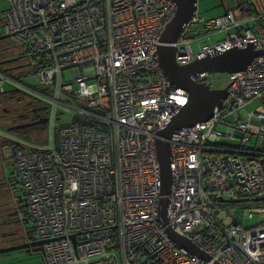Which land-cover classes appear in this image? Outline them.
<instances>
[{
  "label": "built area",
  "instance_id": "obj_1",
  "mask_svg": "<svg viewBox=\"0 0 264 264\" xmlns=\"http://www.w3.org/2000/svg\"><path fill=\"white\" fill-rule=\"evenodd\" d=\"M175 14L171 0H9L2 11L1 29L27 49L39 85L0 73V92L22 88L49 109L43 142L8 135L45 264H264V146H249L264 134V55L231 76L212 118L174 132L172 186L162 193L157 133L189 102L159 59ZM201 21L205 29L234 23L232 14ZM255 23L256 35L233 43L264 49V19ZM181 51L179 61L189 62L186 41ZM219 125L241 144L223 143ZM239 199L250 200L230 201ZM227 206L260 214V223L222 224L213 210ZM169 231L209 260L179 247Z\"/></svg>",
  "mask_w": 264,
  "mask_h": 264
},
{
  "label": "water",
  "instance_id": "obj_2",
  "mask_svg": "<svg viewBox=\"0 0 264 264\" xmlns=\"http://www.w3.org/2000/svg\"><path fill=\"white\" fill-rule=\"evenodd\" d=\"M179 10L176 18L168 27L162 38V44L159 46L160 63L168 76L170 82L176 86L183 88L189 93L188 104L180 109L179 113L157 133L156 144L159 161L162 172V193L168 195L172 186L171 172V144L170 140L175 131L193 127L196 124L206 122L212 118L217 110L222 107L223 101L227 98L226 89L211 90L210 87L198 84L193 81L192 76L200 73H234L244 70L251 61L261 55L262 51H255L253 47L245 50L232 49L225 51L213 57H206L202 60H196L188 66H179L176 63V48L173 44L177 41L184 25L188 23L196 10L197 0H175ZM11 38L10 35L0 37V41ZM48 120V119H47ZM45 119H40L36 122L26 123L19 126L9 128V131L22 130L29 127L46 124ZM250 199L230 200L233 203L247 202ZM260 200V199H258ZM168 200L165 198L162 215L166 213V204ZM169 236L181 248H186L192 253L209 260V257L195 247L191 241L180 237L169 231ZM42 242L32 243L30 245L13 246L8 248H0V255H5L18 251L27 247L41 245ZM42 249H36L35 252L42 256Z\"/></svg>",
  "mask_w": 264,
  "mask_h": 264
},
{
  "label": "flooded vegetation",
  "instance_id": "obj_3",
  "mask_svg": "<svg viewBox=\"0 0 264 264\" xmlns=\"http://www.w3.org/2000/svg\"><path fill=\"white\" fill-rule=\"evenodd\" d=\"M0 3H2L0 8V37H2L5 35H10L4 33L1 29V13L2 11H5L9 8V0H0ZM10 36L11 38H14L13 35ZM5 46L10 45L4 43V45H2L0 48V55H3V60H0V73H4L5 76L19 80V83L22 85L28 84L26 77L28 75H32L33 70L31 64L28 62V59H26L27 54L17 52L16 55L8 57V55H5L7 52L6 50H9L8 52H12V49L15 48ZM5 56L7 58H5ZM37 97L38 96L32 92H26L22 88H13L9 93L0 94V148L2 146V150H0V227L1 229L10 228L8 230L10 231L9 234H0L3 237L9 235L7 236L8 238L18 239L19 243L11 246H23L41 242L31 224L30 218L26 214V198L24 196H16L15 189H17V184L13 185V183L10 182V177L6 175V171L4 169L5 152L8 150L9 156H13V142L11 139H9L8 135L13 134V132L20 135L22 130L28 129L14 130L11 132L9 131V128L11 126L13 127L36 122L40 119H45L46 122H48L47 119L49 115V109L46 101ZM18 106H22L21 110L22 115L24 116L19 115L20 111L18 112ZM16 116L18 117V120L14 121L12 125L11 122L13 120L10 121V119H13ZM3 124H7V126H4ZM20 136L27 138L22 135ZM42 246V244L35 245L33 247L30 246L9 254L15 255L18 253L31 259L32 257L40 255L39 253H36L35 250L40 248L42 249Z\"/></svg>",
  "mask_w": 264,
  "mask_h": 264
},
{
  "label": "bare ground",
  "instance_id": "obj_4",
  "mask_svg": "<svg viewBox=\"0 0 264 264\" xmlns=\"http://www.w3.org/2000/svg\"><path fill=\"white\" fill-rule=\"evenodd\" d=\"M174 2L176 6V14L173 17V19L169 22V24L166 26L164 32L160 36V42L162 44V38L164 34L166 33L168 27L170 24L174 21L178 14V4L175 0H171ZM264 3V0H262ZM221 4L220 6L217 5V7L223 8V12L219 15L208 17L202 13L199 6V0L196 2V10L194 11L192 19L186 23L179 34V37L177 41L173 44L176 48V63L179 66H188L193 64L196 60H202L206 57L210 56H216L218 54L224 53L225 51H229L232 49H238V50H245L249 47H253L255 51H262L264 52V49H256L254 44L249 43L245 45L244 47H239L238 45L233 43V38L235 36H241L243 37L246 32L251 31L254 35L257 34V24L255 22H259L262 25L263 19H264V8H260L258 3L251 2V0H234V2L229 3L227 0H220ZM228 4L231 6L228 7ZM228 14L233 15L234 23L228 24L226 27L223 25H219L217 27L211 28V29H205L204 23L201 21L202 19L206 21H215L219 20V22ZM94 24H97V21H94ZM217 33H225L226 37L225 40L217 42L215 44L210 43V39L213 35ZM186 41L189 46L192 53V59L189 62L182 63L179 61V57L183 54L181 51V42ZM195 41L200 42V49L198 52H195L193 48V43ZM230 43V46L228 45ZM226 44V46L224 45ZM207 47L209 50H204V48ZM264 53L261 55L255 57L249 65H251L255 59L263 56ZM248 65V66H249ZM248 66L238 72L234 73H225L228 74V78L226 80V83L224 87H214L211 84V74L204 72L200 74H195L192 76L193 81H195L198 84H203L208 87H210L211 90H220V89H226L227 96L229 95V89H228V83L232 75L240 73L245 71ZM185 90V89H184ZM186 93L189 96V93L187 90H185Z\"/></svg>",
  "mask_w": 264,
  "mask_h": 264
},
{
  "label": "rangeland",
  "instance_id": "obj_5",
  "mask_svg": "<svg viewBox=\"0 0 264 264\" xmlns=\"http://www.w3.org/2000/svg\"><path fill=\"white\" fill-rule=\"evenodd\" d=\"M227 2L232 3L234 2V0H227ZM251 2H257V0H251ZM221 2L217 3L216 0H199V6H200V10L202 11V13L208 17H212V16H216L219 15L223 12V8L217 7L220 6ZM258 5L260 6V8H264V3L263 1L259 0L258 1ZM2 6V3H0V8ZM231 6L230 4H228V7ZM226 34L225 33H217L215 35H213L210 39V43L211 44H215L217 42L223 41L225 40ZM4 43L9 44L10 46H5V47H12L15 49H12V52H8L9 50H6V54L8 55V57H11L12 55H16V53H24V54H28L27 49H23V46L20 45L14 38H9L6 39L4 41H0V45H4ZM0 46V48H1ZM193 48L195 50V52H198L200 49V42L199 41H195L193 43ZM5 58H7L5 56ZM30 60L32 61V57H29ZM0 60H3V55H0ZM35 70V67L33 66V69ZM65 75V80L67 82H71L73 80V74H72V70H66L64 72ZM228 78V74L225 73H214L211 74V84L214 87H224L226 80ZM26 81L28 84L32 85L33 87H37V85H39V81L36 75H28L26 77ZM8 88V87H6ZM8 90V89H7ZM15 104V103H14ZM260 103L259 102H254L251 103L247 106V110L248 112L252 113L256 110L257 106H259ZM17 107V106H16ZM22 106H18V112L19 115H22ZM18 118L17 116L15 117V119ZM70 118V113L67 114L63 120L64 121H69ZM10 121H12V119H10ZM15 120H13L11 123H13ZM2 124V123H1ZM4 126H7V124H3ZM42 126V125H41ZM218 129L220 131H222L226 136L223 137L222 141L223 143H231L232 145L235 146H239L241 144V139L238 137H235L234 140H231L228 136H227V132H228V127L226 125H219ZM44 132V128H40V129H34L33 131H31L28 135H26L27 138L31 139V140H39L38 138V134H42ZM23 136H25L23 134ZM261 144L262 146H264V134L262 136H258V135H254L251 142L249 143V146L253 147L254 145H258ZM0 150H2V146L0 148ZM7 150V149H6ZM4 169L6 171V174L10 177L12 174H15L16 170L14 168V161H13V156L10 157L9 156V151L7 150L5 152V157H4ZM11 194V193H10ZM15 194L17 197L23 196V191L21 190V187L19 184H17V189L15 190ZM214 213L217 217V219L224 225L228 226L233 224L236 221L239 220H243L245 223V227L250 228L252 225H258L260 223V214H256L254 215L253 218H249L245 216V209L242 208L241 206H234V207H218L215 208ZM10 228H2L0 227V233H3V235L5 234H9L10 231H8ZM5 233V234H4ZM2 235L0 234V248H8V247H13L11 245L14 244H18L19 241L18 239L14 238H5V237H1ZM10 258H14L12 263L15 262V264H45L44 258L41 255H37L35 257L27 258V256H23L22 254H18L16 253L15 256L13 257H8V256H1L0 255V263L1 262H6L9 261Z\"/></svg>",
  "mask_w": 264,
  "mask_h": 264
},
{
  "label": "trees",
  "instance_id": "obj_6",
  "mask_svg": "<svg viewBox=\"0 0 264 264\" xmlns=\"http://www.w3.org/2000/svg\"><path fill=\"white\" fill-rule=\"evenodd\" d=\"M32 57V56H31ZM32 59H33V61L35 62L36 61V59L35 58H33L32 57ZM8 89V90H7ZM6 90L7 91H5V92H3V93H9L10 91H11V89L12 88H10V87H8ZM23 94V93H22ZM38 98V97H37ZM78 118H82V119H78ZM77 119H78V122H80L81 124H84V125H86V126H89V127H92V128H94V129H100L101 128V126H99V124L94 120H91V119H88L87 117H85V118H83V117H81V116H78L77 118H76V121H77ZM13 125V124H12ZM42 125V126H41ZM41 125H39V126H34V127H31V128H28L27 130H22L21 132H20V135H22L23 136V134L25 135V137H26V135H28L31 131H33L34 129H40V128H44V132H45V130H46V126H44L43 124H41ZM43 134V133H42ZM41 134V136H43ZM20 135L18 134V136L20 137ZM17 180H18V178H17ZM10 182L11 183H13V185L14 184H17L16 183V174H12L11 176H10ZM16 190V189H15ZM1 256H8V257H14L15 255H11V254H5V255H1ZM13 259L14 258H10L9 259V261H6V263L5 264H15V262H13L12 263V261H13Z\"/></svg>",
  "mask_w": 264,
  "mask_h": 264
},
{
  "label": "crops",
  "instance_id": "obj_7",
  "mask_svg": "<svg viewBox=\"0 0 264 264\" xmlns=\"http://www.w3.org/2000/svg\"><path fill=\"white\" fill-rule=\"evenodd\" d=\"M217 1V3H219L220 2V0H216ZM258 1L259 0H257V2L256 3H258ZM262 1V0H261ZM12 120H15V121H17L18 120V118H16L15 119V117L12 119ZM11 124H13V123H11ZM12 127V126H11ZM46 131V130H45ZM13 132V131H12ZM44 134H45V132H43V136H41V134H38V138H39V142H43V141H41L42 139H44ZM13 135H15V136H18V133H14L13 132ZM12 151H13V161H14V168H15V170H16V172H15V174H16V183L17 184H19L20 185V187H21V190L23 191V189H22V186H21V184H20V182H19V180H17V178H18V176H17V169H16V166H15V159H14V154H15V143L13 142V148H12ZM7 175V174H6ZM8 176V175H7ZM9 177V176H8ZM23 196H24V193H23ZM25 197V196H24ZM26 201V200H25ZM27 208V213L26 214H28V207H26ZM6 262H1L0 264H5Z\"/></svg>",
  "mask_w": 264,
  "mask_h": 264
},
{
  "label": "clouds",
  "instance_id": "obj_8",
  "mask_svg": "<svg viewBox=\"0 0 264 264\" xmlns=\"http://www.w3.org/2000/svg\"><path fill=\"white\" fill-rule=\"evenodd\" d=\"M2 92H0V94H1Z\"/></svg>",
  "mask_w": 264,
  "mask_h": 264
}]
</instances>
